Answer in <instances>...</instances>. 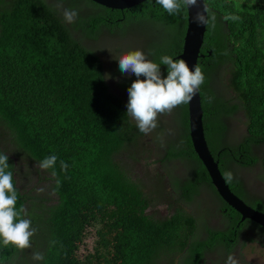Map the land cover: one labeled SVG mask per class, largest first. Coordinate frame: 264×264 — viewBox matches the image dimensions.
Masks as SVG:
<instances>
[{"label":"trees","instance_id":"obj_1","mask_svg":"<svg viewBox=\"0 0 264 264\" xmlns=\"http://www.w3.org/2000/svg\"><path fill=\"white\" fill-rule=\"evenodd\" d=\"M205 1L209 16L198 61L205 76L199 88L205 135L223 173L231 174V189L249 198L248 188L227 166L239 161L256 166L254 151L264 145V0H244L243 9L241 0ZM65 9L77 11L74 23L65 21ZM125 25L155 33V39L143 41L151 43L148 50L139 46L149 59L159 63L169 55L175 60L183 50L188 11L170 16L156 0L125 12L92 0H0V153L8 155L16 207H23L36 229L30 251L0 244V264H160L162 257L169 264H207L209 257L225 264L230 254L238 264H253L242 250L248 242L264 245V228L241 222L211 183L191 141L188 103L172 110L177 135L159 146L168 164L189 163L190 177L171 183L179 197L174 214L159 219L148 213L154 200L130 178L121 157L146 137L127 113V89L136 77L119 81L123 96L112 92L100 55L83 44L110 33L122 42ZM228 64L235 70L229 80ZM160 67L166 76L167 66ZM240 109L249 119L241 134L232 129ZM51 155L57 157L54 167L43 170L53 178L58 204L40 214L44 198L21 187L24 172L16 159L39 165ZM203 188L218 196L211 195L222 216L220 228L199 227L196 217L179 206L194 202ZM92 227H98L97 248L82 259ZM36 252L43 260L33 259Z\"/></svg>","mask_w":264,"mask_h":264},{"label":"rangeland","instance_id":"obj_2","mask_svg":"<svg viewBox=\"0 0 264 264\" xmlns=\"http://www.w3.org/2000/svg\"><path fill=\"white\" fill-rule=\"evenodd\" d=\"M247 4L244 0L240 1V8L243 9ZM57 7V6H56ZM138 31L137 28H130L129 31ZM79 38V34H76ZM155 33H148L143 37V41L155 39ZM115 36L108 34V37L100 41L88 40L83 43L85 46L97 51L103 60L106 68V75L110 84L111 91L119 96H123L126 93L125 90L117 87L119 81L123 78H129L130 76L124 75L119 70L118 59L127 52L141 49L138 44L133 41L123 40L119 42L115 39ZM129 45L132 48L129 49ZM225 74L227 79L231 78V74L234 73L233 65L228 64L225 66ZM133 76V75H132ZM128 102V96L126 97V103ZM172 111L161 115H158V126L150 133L146 134V137L139 139V146H128L124 153L121 154L124 160V166L130 176V178L138 184L140 188L145 191V194L151 196L154 200L151 206H149L148 213L155 218L165 219L174 214L176 204L174 199H178V189H175L171 183L175 179L182 180L189 176L187 174L188 167L191 165L183 159L172 160L171 163L165 162L166 152L161 149V143L166 140L167 136L173 137L177 135L175 123L176 115H173ZM172 116V117H171ZM131 117V116H130ZM173 119V120H172ZM131 120L136 124V121L131 117ZM249 122L247 111L240 109L235 118L233 119L232 126L235 131L243 132ZM233 136L231 134L229 139ZM174 138V137H173ZM232 143H235V138L231 139ZM18 168L24 172V177L20 179L21 187L25 189L27 193L32 191L33 195L38 192L44 198L42 204H39V208H34L41 213H47L51 206H55L57 202V196L54 193L53 178H50V174L45 172L39 167L38 164L30 162L26 159H16ZM185 162V163H184ZM238 173L245 175L249 181L248 192L249 200H263L264 199V167L259 164L250 169H237ZM187 175V176H186ZM209 192V193H207ZM203 188L200 196L192 203L180 202V205L186 213L194 215L198 220L199 227H211L220 228L219 221L221 220L220 212H216L215 204L212 196L217 197L216 193L212 190L207 191ZM218 198V197H217ZM245 200L247 198L243 197ZM170 203H173L172 207ZM31 208H33L31 206ZM218 208V207H217ZM33 209V210H34ZM250 236V233L245 234ZM98 242V227H92L88 230V235L85 244L80 252L82 259L86 258L90 254H94L97 248ZM242 244V240L240 241ZM32 248V245L29 249ZM27 249V251H28ZM244 259L253 264H264V245L258 242H248L247 246L242 250ZM31 257V255H30ZM213 260V261H212ZM214 258H210L207 264H214ZM160 264H169V258L162 257L159 260ZM178 263V262H176Z\"/></svg>","mask_w":264,"mask_h":264},{"label":"clouds","instance_id":"obj_3","mask_svg":"<svg viewBox=\"0 0 264 264\" xmlns=\"http://www.w3.org/2000/svg\"><path fill=\"white\" fill-rule=\"evenodd\" d=\"M94 2L97 3L96 1ZM156 3L159 4L170 16L180 14L182 8H195L196 12L192 17L193 21L198 26L206 25L208 23L209 10L206 6H201V0H156ZM126 10L130 9L120 11L125 12ZM63 16L66 22L74 23L78 17V13L75 10L65 9ZM130 28L137 27L135 25H125V33L121 36H123L125 40L133 41L136 44H139L141 41L143 42V37L147 34L140 32L139 30L129 31ZM148 45L149 43H147V46ZM118 61L119 70L122 74L128 76L135 75L136 77L127 89V113L136 121L138 130L144 134L150 133L158 126V115L171 112L181 104L189 103L205 80V76L199 66L190 68L189 64L184 59L174 60L172 56L169 55L162 56L160 62L156 63L149 59L148 54L142 49L127 52L126 54H123ZM161 65L167 66L166 76L163 75L161 71ZM141 77H143V79H141ZM245 130H247V127H245ZM245 130L243 132H245ZM243 132L239 133L241 134ZM254 154L258 158V162L255 165L257 166L261 164L264 167V145L256 147ZM56 160L57 157L55 155L45 157L39 162V167L44 170L53 168ZM216 161L220 162V169L222 170L221 160L218 159ZM9 167L8 155L0 153V244L5 247L11 244L17 249L23 250L31 247L30 238L35 234L36 229L32 227L31 220L25 218L26 213L23 207H16L18 193L14 186L13 173L8 170ZM227 167L231 168V171H233V177L235 179H241L243 181L242 185L248 188L249 181L247 177L239 174L237 169L250 168L244 166L241 161H239L237 166L229 164ZM225 178L228 182V180L232 178L231 174H226ZM217 192L220 195L218 190ZM232 192L234 193L233 190ZM236 196L239 197V195ZM245 198L248 200H245L244 198L240 199L256 210H259L257 209L256 204L264 207V199L250 201L248 197ZM222 199L224 200L223 197ZM226 211H228V209H226ZM259 211L264 212V209ZM245 221H242L241 216V222ZM43 258L42 253L36 252L33 254L34 260H43ZM225 264H238V260L230 254L227 257Z\"/></svg>","mask_w":264,"mask_h":264},{"label":"water","instance_id":"obj_4","mask_svg":"<svg viewBox=\"0 0 264 264\" xmlns=\"http://www.w3.org/2000/svg\"><path fill=\"white\" fill-rule=\"evenodd\" d=\"M106 7L118 10L131 9L140 5L147 0H94ZM208 5L205 0H201V6ZM188 11V25L184 36V45L182 53L178 59H184L190 66L194 68L198 66L199 58L202 57L201 48L204 44L205 34L207 31V24L198 26L192 19L195 15L196 9H187ZM189 112V129L190 137L199 159L203 162L207 169L211 182L219 191L224 200L242 216V221L251 220L264 228V212L259 211L244 203L238 196H236L229 187L224 173L220 169V162L216 161L212 155L207 143L205 128H204V111L202 107V98L200 91L194 95L192 100L188 103Z\"/></svg>","mask_w":264,"mask_h":264},{"label":"flooded vegetation","instance_id":"obj_5","mask_svg":"<svg viewBox=\"0 0 264 264\" xmlns=\"http://www.w3.org/2000/svg\"><path fill=\"white\" fill-rule=\"evenodd\" d=\"M120 39H121V40H125L124 38H120ZM150 45H151V43H149V46H150ZM139 46H143L144 49L148 50V46H147V44L143 43L142 41L138 44V47H139ZM216 254L218 255V254H221V253L217 252ZM216 254H215V256H217Z\"/></svg>","mask_w":264,"mask_h":264}]
</instances>
